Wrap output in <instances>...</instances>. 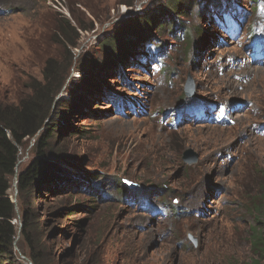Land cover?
<instances>
[{
    "label": "rangeland",
    "instance_id": "rangeland-1",
    "mask_svg": "<svg viewBox=\"0 0 264 264\" xmlns=\"http://www.w3.org/2000/svg\"><path fill=\"white\" fill-rule=\"evenodd\" d=\"M162 1L135 0L132 7L120 0H0V106L27 98L29 84L43 79L47 59L64 65L66 82L59 96L65 107L73 98L79 103L54 121L63 131L45 157L51 169L44 180L64 184L95 174L94 187L105 191L95 192L90 183L79 189L75 201L89 207V213L71 219L87 218L85 228L54 218L44 208L54 197L41 198L45 204L36 211L44 228L43 248L56 264H248L254 257L250 231L258 221L252 205L264 192V0L258 9L251 0H242L250 13L243 15L235 39L212 15L202 18L194 9L182 20L190 42L181 29L161 34L166 53L163 66L158 63L160 71L151 64L141 68L140 56V67L127 65L121 79L112 78L121 65L102 48L103 39L118 23L144 9H158ZM71 10L84 28L77 29L70 65V46L59 42L55 17L63 15L76 25ZM135 27L127 30L123 55L143 39ZM251 27L259 58L253 55L254 46L247 45ZM152 30L156 36L154 25ZM153 40L141 50L147 53ZM190 78L193 96L185 91ZM102 89L136 99L142 110L127 107L121 115L112 101L98 100ZM184 100L189 106H183ZM202 100L215 102L218 112L209 115L214 120L202 123L185 114L173 123L172 111L198 108ZM35 141L21 148L19 167L33 160ZM189 151L198 155L192 164L184 160ZM125 179L134 183L133 189H145L157 204L166 202L178 211L154 215L129 202L119 188ZM11 194L17 202V177ZM262 210L259 221L264 223ZM20 220L17 214L19 227ZM15 249L23 263L33 264L18 245Z\"/></svg>",
    "mask_w": 264,
    "mask_h": 264
},
{
    "label": "trees",
    "instance_id": "trees-1",
    "mask_svg": "<svg viewBox=\"0 0 264 264\" xmlns=\"http://www.w3.org/2000/svg\"><path fill=\"white\" fill-rule=\"evenodd\" d=\"M121 4L130 5L132 7L135 0H120ZM234 0H163L158 9H144L141 14L135 18L118 23L113 32L107 34L101 45L112 57L119 61L121 65L116 71L111 73L112 78L121 79L122 73H127V65H141L138 59L149 58L151 61L160 57L161 53V34L174 32L177 29L183 30L184 38L190 42V35L183 24V18L192 13L194 9L196 15L202 18L210 17L211 10H216L224 4H230ZM72 17L76 23L74 25L67 17H55V25L57 27L59 42L70 46V65L74 57L72 48L77 46V37L79 36V28H84L81 19L71 10ZM128 22L126 25H120ZM136 25L135 28L143 32V39L130 54L123 55V49L127 42V30ZM152 25L157 30V35H153ZM87 29V28H85ZM154 38L153 44L147 45V53L142 51V44ZM152 44V45H151ZM142 45V46H141ZM69 67V65H68ZM64 65L57 64L52 58L46 60L43 71V79L33 81L29 85L31 90L27 98H21L17 105L11 107L0 106V264H25L19 258L15 246L22 251V254L29 258L33 264H56L55 260L49 258L45 254L44 228L41 226V216L36 210L40 209V205L45 202L40 201L44 194H50L54 199L46 204L49 213L60 220H70L75 222L78 228L88 226L86 219H71V217L80 213H89L86 205L75 201L80 194L81 186L86 185L94 187L95 181L98 180L95 174L85 175L83 180L72 179L66 183L48 181L45 182L46 172L51 168L50 162L45 159L47 155L52 153L56 148L57 133L59 131L57 116L65 115L67 111H73L77 100L70 99L68 104L63 106L62 98L59 96L66 82L64 75ZM132 68V67H129ZM142 68V66H141ZM112 101L121 115H125L126 109L121 110V105L125 98L118 95L112 89H102L99 99ZM130 98V97H129ZM105 102V101H104ZM187 100L182 102L183 106L187 105ZM120 110V111H119ZM36 137L34 143L35 156L27 166L19 167L21 159V148L25 147L27 142ZM55 141V142H54ZM17 177V202L13 201L11 189L13 182ZM126 182H121L119 188L121 194L129 202L140 206L148 212L155 211V205L151 203L155 197L149 196L145 189H133ZM95 192L101 193L105 191L98 186L94 187ZM264 192L261 191L253 203V215L258 221L250 231L252 240L254 257L248 264H264V223L259 221L263 214ZM164 206L171 209L172 212L178 211L173 206L162 202ZM93 210V208H92ZM187 211L184 210V214ZM20 215L21 226H17L14 219ZM179 215V214H177ZM62 233L67 231L63 228L59 229ZM41 233V235H39ZM19 237V239H18ZM18 239V240H17ZM67 255H62L65 262Z\"/></svg>",
    "mask_w": 264,
    "mask_h": 264
},
{
    "label": "water",
    "instance_id": "water-1",
    "mask_svg": "<svg viewBox=\"0 0 264 264\" xmlns=\"http://www.w3.org/2000/svg\"><path fill=\"white\" fill-rule=\"evenodd\" d=\"M194 89H195V85H194L192 79L190 78L186 84V89H185L186 95L187 96H193L194 95ZM197 158H198V155L195 152L189 151L185 154L184 160L186 163L192 164V163L197 161ZM126 183L130 184L131 186H134L133 182L130 180H126ZM189 237L192 239L191 241H193L194 243H197V238H195L192 235H190Z\"/></svg>",
    "mask_w": 264,
    "mask_h": 264
},
{
    "label": "built area",
    "instance_id": "built-area-1",
    "mask_svg": "<svg viewBox=\"0 0 264 264\" xmlns=\"http://www.w3.org/2000/svg\"><path fill=\"white\" fill-rule=\"evenodd\" d=\"M136 8H138V7H136Z\"/></svg>",
    "mask_w": 264,
    "mask_h": 264
}]
</instances>
